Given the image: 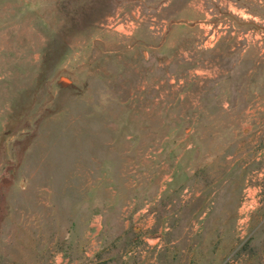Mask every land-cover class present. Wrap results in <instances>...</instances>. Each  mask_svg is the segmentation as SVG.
<instances>
[{
    "label": "rangeland",
    "instance_id": "rangeland-1",
    "mask_svg": "<svg viewBox=\"0 0 264 264\" xmlns=\"http://www.w3.org/2000/svg\"><path fill=\"white\" fill-rule=\"evenodd\" d=\"M244 1L0 0V264H264Z\"/></svg>",
    "mask_w": 264,
    "mask_h": 264
},
{
    "label": "flooded vegetation",
    "instance_id": "flooded-vegetation-1",
    "mask_svg": "<svg viewBox=\"0 0 264 264\" xmlns=\"http://www.w3.org/2000/svg\"><path fill=\"white\" fill-rule=\"evenodd\" d=\"M252 2H251V0L249 1V2H245L244 1V6L246 7V8H249L250 7V9H251V11L252 12H255V13H258V10H253V8H252ZM257 5V4H256ZM247 6H249V7H247ZM257 6H259V5H257ZM259 7H261V11H260V14L261 15H264V3L261 1V4H260V6Z\"/></svg>",
    "mask_w": 264,
    "mask_h": 264
}]
</instances>
